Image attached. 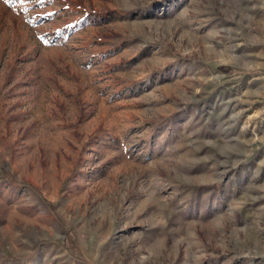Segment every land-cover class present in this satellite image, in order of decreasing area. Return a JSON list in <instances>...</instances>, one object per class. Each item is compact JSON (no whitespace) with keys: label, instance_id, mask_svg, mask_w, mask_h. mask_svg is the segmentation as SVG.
Returning a JSON list of instances; mask_svg holds the SVG:
<instances>
[{"label":"rangeland","instance_id":"1","mask_svg":"<svg viewBox=\"0 0 264 264\" xmlns=\"http://www.w3.org/2000/svg\"><path fill=\"white\" fill-rule=\"evenodd\" d=\"M0 264H264V0H0Z\"/></svg>","mask_w":264,"mask_h":264},{"label":"snow or ice","instance_id":"2","mask_svg":"<svg viewBox=\"0 0 264 264\" xmlns=\"http://www.w3.org/2000/svg\"><path fill=\"white\" fill-rule=\"evenodd\" d=\"M41 2H42V0H41Z\"/></svg>","mask_w":264,"mask_h":264}]
</instances>
